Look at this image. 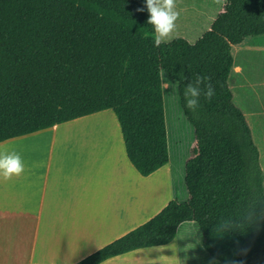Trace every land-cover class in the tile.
<instances>
[{
    "label": "trees",
    "instance_id": "16d2710c",
    "mask_svg": "<svg viewBox=\"0 0 264 264\" xmlns=\"http://www.w3.org/2000/svg\"><path fill=\"white\" fill-rule=\"evenodd\" d=\"M148 19L146 0H0V143L110 109L129 162L149 176L168 163L165 74L194 132L183 168L188 200L169 202L79 264L167 245L189 222L212 260L264 264L259 153L228 87L232 48L264 34V0H226L193 44L155 47ZM199 75L211 78L215 96H201L193 112L183 91Z\"/></svg>",
    "mask_w": 264,
    "mask_h": 264
},
{
    "label": "crops",
    "instance_id": "0c3cea01",
    "mask_svg": "<svg viewBox=\"0 0 264 264\" xmlns=\"http://www.w3.org/2000/svg\"><path fill=\"white\" fill-rule=\"evenodd\" d=\"M225 3L177 0L181 14L176 39L195 43ZM255 53H264V34L232 48L228 87L257 147L264 186V76L248 83L241 59L252 61ZM0 149L20 153L25 164L22 175L0 177V264H79L152 219L169 202H179L177 188L181 202L188 200L186 162L174 165L168 151L166 165L141 176L127 158L110 109L3 141ZM99 264L221 263L209 257L197 225L189 222L177 228L167 245Z\"/></svg>",
    "mask_w": 264,
    "mask_h": 264
},
{
    "label": "clouds",
    "instance_id": "9594fccd",
    "mask_svg": "<svg viewBox=\"0 0 264 264\" xmlns=\"http://www.w3.org/2000/svg\"><path fill=\"white\" fill-rule=\"evenodd\" d=\"M220 2V0H218ZM146 9L149 13L147 23L153 25L154 46L171 43L177 38V21L180 10L177 0H146ZM144 8L137 11H144ZM211 101L215 96V88L209 76L199 75L194 82H189L183 91L184 106L195 112L200 107V97ZM25 171V164L20 153L0 149V177L10 180L13 176H20Z\"/></svg>",
    "mask_w": 264,
    "mask_h": 264
},
{
    "label": "rangeland",
    "instance_id": "374dc122",
    "mask_svg": "<svg viewBox=\"0 0 264 264\" xmlns=\"http://www.w3.org/2000/svg\"><path fill=\"white\" fill-rule=\"evenodd\" d=\"M253 56H255V58L252 57V61H250L249 58L243 59L241 56L244 65L243 68L248 79L247 82L250 84H253L255 82L253 80L258 76H264V53H255ZM259 65L262 66L259 67ZM161 82L163 87L168 86L167 90L163 89L165 125L168 134V151L172 163L179 167L193 156V150L196 146L194 132L193 128L182 114L177 95V83L171 81L165 74L161 75ZM185 194L187 195V192ZM180 195L181 192H179L177 188L179 202L183 201L180 200Z\"/></svg>",
    "mask_w": 264,
    "mask_h": 264
}]
</instances>
